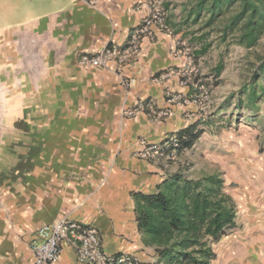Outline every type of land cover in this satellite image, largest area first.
Returning a JSON list of instances; mask_svg holds the SVG:
<instances>
[{
  "label": "crops",
  "instance_id": "crops-1",
  "mask_svg": "<svg viewBox=\"0 0 264 264\" xmlns=\"http://www.w3.org/2000/svg\"><path fill=\"white\" fill-rule=\"evenodd\" d=\"M151 1L0 0V115H24L21 154L9 146L3 164L0 156V264H33L39 227L64 217L96 226L108 253L157 261L138 231L132 192H153L178 172L140 159L143 141L158 143L201 117L194 105L167 102L166 90H189L162 75L185 59L174 37L155 30L121 69L80 63L83 54L126 44ZM140 101L172 112L163 120L147 109L125 113ZM234 199L233 257L264 264V190L241 187ZM56 264L81 263L65 244Z\"/></svg>",
  "mask_w": 264,
  "mask_h": 264
},
{
  "label": "rangeland",
  "instance_id": "rangeland-1",
  "mask_svg": "<svg viewBox=\"0 0 264 264\" xmlns=\"http://www.w3.org/2000/svg\"><path fill=\"white\" fill-rule=\"evenodd\" d=\"M189 1L152 0L150 6L160 4L168 24L172 27L174 22L187 36L184 41L190 48L194 70L192 73L191 69L187 70L189 90L186 93L198 100L194 106L196 113L201 114V120L197 121H201L202 134L193 147L177 152L173 158L158 160L192 177L221 174L233 199L241 187L264 190V101H260L257 112L238 108L239 91L250 82L255 66L264 59V35L249 49L222 43L216 31L205 35L206 29H200L202 23L183 22V11ZM187 118L194 119V116ZM23 124L24 115H0L2 164L9 146L11 152L15 146L19 151L16 154H21ZM236 235L233 229L215 244L217 257L213 264H231L234 260L247 264L246 259L241 263L233 257L239 247Z\"/></svg>",
  "mask_w": 264,
  "mask_h": 264
},
{
  "label": "trees",
  "instance_id": "trees-1",
  "mask_svg": "<svg viewBox=\"0 0 264 264\" xmlns=\"http://www.w3.org/2000/svg\"><path fill=\"white\" fill-rule=\"evenodd\" d=\"M182 17L186 24L202 23L205 35L216 31L227 45L253 48L264 35V0H191ZM171 25L175 34L187 39L178 25ZM261 100L264 59L239 91L238 108L257 112ZM199 123L171 135L180 139L178 152L198 141L202 134ZM132 197L138 231L144 244L155 248L157 264H213L215 244L236 227L237 205L218 173L192 177L178 171L157 184L153 192L135 191Z\"/></svg>",
  "mask_w": 264,
  "mask_h": 264
},
{
  "label": "built area",
  "instance_id": "built-area-1",
  "mask_svg": "<svg viewBox=\"0 0 264 264\" xmlns=\"http://www.w3.org/2000/svg\"><path fill=\"white\" fill-rule=\"evenodd\" d=\"M155 30L174 37L176 53L185 59L183 67L164 72L163 78L176 77L180 85L187 87L189 83L187 70L191 69V73L194 70L190 48L178 34L174 33L167 22L164 8L158 3L150 6L148 15L133 30L126 44L107 45L95 54H83L80 63L86 66L105 67L110 62H115L121 69L138 59L143 39L153 35ZM123 82L130 87L135 84V79L124 78ZM165 94L169 104L188 106L198 101L195 96L169 89ZM142 109H147L149 115L159 120L167 118L172 112L170 107L159 108L152 101H140L134 108L126 109L125 113L131 116ZM179 146L180 139L176 136H170L158 143L143 141L138 157L147 161L170 159L178 152ZM65 244L74 248L77 260L81 264H144L139 257L129 252L108 253L104 250L100 230L96 226L67 217L39 227L37 240L32 246L33 264H56Z\"/></svg>",
  "mask_w": 264,
  "mask_h": 264
}]
</instances>
